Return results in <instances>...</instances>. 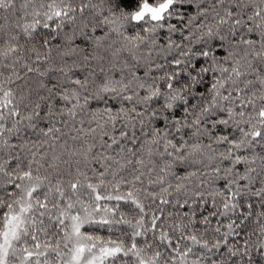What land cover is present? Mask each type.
Here are the masks:
<instances>
[{"label":"snow or ice","instance_id":"1","mask_svg":"<svg viewBox=\"0 0 264 264\" xmlns=\"http://www.w3.org/2000/svg\"><path fill=\"white\" fill-rule=\"evenodd\" d=\"M260 4L264 0H0V12L12 9L15 15V23L0 24V264H264V179L253 167L264 154V106L257 109V102L264 105ZM113 35L118 39L112 43L121 44L116 52H128L137 61V50L148 45L145 55L158 59L147 61L145 75L166 79L169 92L179 80L192 89L191 98L177 96L165 104L171 110L176 99L181 101L179 115L171 116L177 133L201 124L200 112L191 124L188 120L189 108L200 98L203 113L219 108L226 114L215 124L232 121L241 137H218V142L228 143L226 159L232 162L223 173L213 170L221 182L207 194L206 204L200 202L199 214L192 210L195 201L176 200L173 204L182 212L166 214L161 207L144 214L148 223L128 221L123 212L117 218L119 210H130L133 204L143 210L134 188L159 205H169L172 184L161 188L167 196L159 197L138 186L143 184V159L136 158L135 175L128 179L121 175L135 155L132 148L131 156L124 154L122 140L129 135V123L135 136L136 121L143 127L140 117L151 120L158 116L155 110L145 113L131 105L128 111L124 104L93 109L90 123L96 120L100 128L112 127L111 133H100L99 142L106 148L93 154L96 145L86 142L67 152V159L62 158L64 152L54 151L56 141L66 134L62 127L89 107L91 99L84 95L88 79L81 72L87 64L70 58L83 52L87 62L94 58L88 48L102 47ZM228 36L234 38L232 44L245 47L244 62L231 59L234 53L215 43ZM206 37L212 46L197 47ZM189 40L192 45L181 50ZM138 87L136 94L149 103L161 93L159 83L140 81ZM101 91L115 88L106 82ZM132 99V93L124 96ZM168 119L156 120L148 143L163 138L164 151L170 146L172 156L187 142L183 136L168 139L166 129L161 133ZM118 121L126 122L125 130L117 131ZM44 145L53 149L47 163ZM114 145H119L118 154L109 151ZM61 147L67 151L66 145ZM250 149L256 151L246 154ZM146 151L150 157L152 149ZM188 178L177 176L180 181ZM153 183L147 181L149 186ZM182 187L178 183L175 190ZM173 215L180 219H171ZM93 225H102L103 230ZM161 248L168 253L166 259Z\"/></svg>","mask_w":264,"mask_h":264},{"label":"clouds","instance_id":"2","mask_svg":"<svg viewBox=\"0 0 264 264\" xmlns=\"http://www.w3.org/2000/svg\"><path fill=\"white\" fill-rule=\"evenodd\" d=\"M259 6L264 9V4H260ZM3 13L6 15L3 16L4 18L0 21V24L9 26L15 23V15L12 9H6ZM198 34L199 33H197V35ZM80 39H83V37ZM117 39L118 38L113 35L112 39L106 40L102 47L95 49L89 47L88 52L94 58L87 62L82 59V56L84 55L83 52L77 57L70 58L76 59L81 64H87L86 67L81 69V72L83 75H86L88 79V85L84 91V95L91 97V99L88 101L89 107L79 110L76 119L69 120L68 125L62 127V131L66 134L60 136V139L56 141L54 151L57 154L64 152L65 155L62 158L67 159V152L85 145L86 142L96 145V147L93 148V154L101 151L102 148H106V145H101L99 142L100 133H111L112 127L111 125L106 124L104 128H100L98 126L99 121L96 120H93L90 123L89 121L93 109L99 108L102 111L109 104H124L128 106V111H131V105H135L137 108L144 110L145 113H150L155 110L158 116L153 117L151 120L147 119L146 116L140 117V119L144 120L143 127H141L139 120L136 121L135 136H133L131 124L129 123L127 129L129 135L122 140L125 148L124 154L126 157L131 156V154L128 153V148H132L135 155L131 156L133 163L124 169L121 172V175H123L125 179H128L129 175H135L136 173L133 172V169L137 167L135 160L137 157L143 159L145 163L140 167V171L144 173L142 177L143 184L138 186L141 188H147L149 192H155L157 197H159L160 195L167 196V193H162L160 189L168 184H172L173 187L171 189V197H169V205H159L156 201L152 200L150 195L145 198L144 192L137 193L134 188V194L138 196L140 203L144 205L143 210L138 209L136 205L133 204L131 205L130 210H119L117 212V218H119L120 213L123 212L125 219L128 221L133 223L136 221L148 223V220L144 218V214H150L161 207L164 208L166 214L182 212V209H180L178 205L174 206L173 202L176 200H187L189 203L195 201L196 204L192 210L197 211L199 214V208L202 206L200 202L206 204L208 202L207 194L214 191L213 186L218 185L221 182V176L216 174L213 170L220 168L221 173H223L225 167L231 166L232 162L231 159H226L229 153L228 143L226 141L223 143L218 142V137L222 134L238 140L241 139V137L237 134L232 121H230L228 125L215 124V121L218 118L226 114L221 113L219 108L213 109L212 113H203L200 98H197L196 107L189 108V105L187 104H184L183 107L189 108V111L191 112V115L188 116L190 124L193 117H196L197 113L200 112L201 115L199 116V119L201 120V124L192 125L190 128L182 129L180 133H177L173 129L171 116L179 115L181 101L176 99L174 107L171 110L166 108L165 104L172 102V98L177 96H188L191 98L192 89L190 87L185 89L184 81L179 80L172 91L169 92L165 87L168 82L166 79L156 81L152 78V75H145V73L148 72L147 61L152 60L153 63H156L158 59L154 55L153 57H147L145 55L148 50V45L142 44L140 49L137 50L136 55L139 57V61H137L136 59H133L128 52H116V49L121 47V44L112 43V40ZM194 39L195 36L193 37V40ZM233 39V37L228 36L225 41H215V43H221L225 46V50H231L234 53L231 59L234 60L236 58H241L242 62H244L246 60L244 56L245 47L243 45L232 44ZM90 44L91 42H89V45ZM212 44L213 41L206 37L203 44L197 45V47H211ZM188 45H192V40L187 41L185 48L181 50H186ZM175 54L176 50L174 49L173 55ZM193 58L194 57H185V59H188L189 61ZM58 62L59 60H57V63ZM125 63L127 66H125ZM256 63L259 64L260 61H257ZM88 73H92V75H88ZM134 73H140V76L137 77ZM224 75L227 76V73ZM140 81L153 84L159 83L161 85L160 95L151 103L144 101L140 95L136 94L140 91L138 87ZM106 82L115 88L114 92L101 91L102 85ZM124 85H127V87L125 90H122V86ZM228 87H231V85H228ZM129 93L133 94L132 101L124 100V96ZM261 106L264 105L257 102V109ZM213 113H215V115H213ZM164 116H168L169 119L164 122V127L161 129V133L166 129L168 131V139H178L180 136H183L184 140L187 142L186 147L181 152L175 153L172 156L168 155V152H174V149L169 146L168 152H165L163 138L160 139V142L157 144L148 143V139L153 135V128L156 120L158 118H163ZM81 120L83 121V125L80 123ZM124 123L126 122L118 121L117 131L125 130L123 127ZM81 127L84 129L95 127L96 131H89L87 133L76 131V129H80ZM229 129H232V131L230 132ZM72 137H76V139H73ZM61 145H66L67 151H65V148H62ZM118 148L119 145H114L109 151L113 152V154H118ZM148 148L152 149V155L150 157L147 155L146 151ZM41 151H48L49 155L46 163L50 161L53 149L48 145H44L41 148ZM254 151L256 150L250 149L246 154H250ZM232 155L234 157L236 152L233 151ZM180 157H182V159ZM170 162L172 164L171 167H169ZM109 163L112 162L110 161ZM61 167H63V165ZM113 167H118V165L114 164ZM253 167L260 172L259 178L264 179V154H261L260 158L254 162ZM164 168H167L168 170L162 171ZM149 169H151V172H149ZM185 174L189 175L187 180H177V176H184ZM232 175L233 177L235 176V170ZM160 177H163V184L159 183ZM148 180H152L154 183L149 186L147 184ZM178 183L184 185L180 191L175 190V185ZM197 193H200L201 195L197 196ZM219 204L220 201L217 200V208H219ZM171 219L177 220L180 219V217L173 215ZM185 223H187L186 219ZM92 227H100L101 230H103L102 225H93ZM176 234L177 233H174V235ZM209 238L211 237L209 236ZM161 252L163 254V259H166L168 253L162 248Z\"/></svg>","mask_w":264,"mask_h":264},{"label":"trees","instance_id":"3","mask_svg":"<svg viewBox=\"0 0 264 264\" xmlns=\"http://www.w3.org/2000/svg\"><path fill=\"white\" fill-rule=\"evenodd\" d=\"M4 15L6 14H4L3 12H0V17H3ZM0 21H2V18H0Z\"/></svg>","mask_w":264,"mask_h":264}]
</instances>
